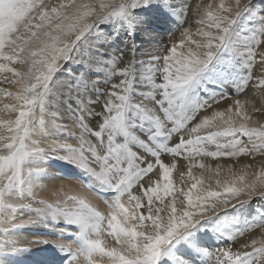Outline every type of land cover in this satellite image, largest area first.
Here are the masks:
<instances>
[{
    "label": "snow or ice",
    "instance_id": "6c2138e0",
    "mask_svg": "<svg viewBox=\"0 0 264 264\" xmlns=\"http://www.w3.org/2000/svg\"><path fill=\"white\" fill-rule=\"evenodd\" d=\"M28 261L264 264V0H0V264Z\"/></svg>",
    "mask_w": 264,
    "mask_h": 264
},
{
    "label": "rangeland",
    "instance_id": "374dc122",
    "mask_svg": "<svg viewBox=\"0 0 264 264\" xmlns=\"http://www.w3.org/2000/svg\"><path fill=\"white\" fill-rule=\"evenodd\" d=\"M191 2H193V0H191ZM176 37H178V32L177 34L173 37V39H175ZM48 170L49 172H51L53 174L54 177H56L54 180H51V181H44V183L46 185H48L49 189L51 190H55L56 186H57V181L60 176H61V172H67V168L63 166L62 162L59 161V160H50L49 161V166H48ZM60 180V179H59ZM61 180H64L65 182H67L68 184H71L73 185L72 187V190H74L76 187H79L80 189H83V187L81 186V182L79 179H74V180H71V179H63L61 178ZM68 184H63L61 186H65V185H68ZM93 200H96L98 203H99V199L97 197L95 198H92ZM101 203V202H100ZM101 207L103 209V205L101 204ZM28 235H33V236H30V239L26 242L24 239V237L28 236ZM35 230L30 228V229H27L24 231V234L22 236L19 237V241H20V244L21 246H24V244H27L29 241H31V237L33 238L34 241H39V235L35 236ZM48 237V236H47ZM46 238V237H45ZM40 240H43V238H40ZM109 243H111V240H109ZM38 247H43V245H37ZM34 250V249H33ZM35 251V250H34ZM43 255H49V253H43ZM38 258V257H37ZM27 264H30V261L27 262Z\"/></svg>",
    "mask_w": 264,
    "mask_h": 264
},
{
    "label": "bare ground",
    "instance_id": "6f19581e",
    "mask_svg": "<svg viewBox=\"0 0 264 264\" xmlns=\"http://www.w3.org/2000/svg\"><path fill=\"white\" fill-rule=\"evenodd\" d=\"M204 2L205 3H207L208 2V0H204ZM216 2L218 3L219 2V0H216ZM196 3V0H193V2H192V4H195ZM177 34V33H176ZM177 38V37H176ZM242 159H244V158H242ZM60 179V180H59ZM58 180H56L57 181V186H56V188H55V190L56 189H59L60 187H63V188H66V189H71L72 190V187H73V185H71V184H68L67 182H65L64 180H61V178H59ZM71 180H74V179H71ZM63 184H68V185H65V186H61V185H63ZM73 192H77V193H84L85 192V189L83 188V189H80L79 187H76L74 190H72ZM92 198H95V197H92ZM99 201V200H98ZM93 202H96V203H98L96 200H93ZM99 203H100V201H99ZM253 203H255V200L253 201ZM32 229H34L35 230V236H37V235H39V240H40V238H43V239H48V240H53L54 239V237L53 236H45V235H43V233H45L47 230L46 229H44L43 227H35V228H32ZM30 236H33V235H28L27 237L25 236L24 238V240L27 242L29 239H30ZM34 237V236H33ZM46 237V238H45ZM249 237H247V236H245V237H242L241 239H243V240H246V239H248ZM31 241L32 242H35L34 240H33V238L31 237ZM23 245H26V244H24L23 243ZM36 247H38V246H36ZM34 250H35V247L33 248Z\"/></svg>",
    "mask_w": 264,
    "mask_h": 264
}]
</instances>
